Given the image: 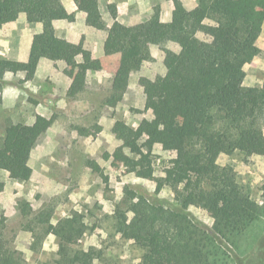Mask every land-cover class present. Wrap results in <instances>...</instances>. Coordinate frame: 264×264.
I'll return each instance as SVG.
<instances>
[{
	"label": "trees",
	"instance_id": "16d2710c",
	"mask_svg": "<svg viewBox=\"0 0 264 264\" xmlns=\"http://www.w3.org/2000/svg\"><path fill=\"white\" fill-rule=\"evenodd\" d=\"M78 8L86 10L94 26H101L98 0H75ZM174 15L186 20L212 19L216 30L210 39L180 32L171 22L161 19V6L154 5L152 15L133 25L116 24L107 30L104 52L119 54L111 92L105 99L116 106L123 98L131 74L150 58V43H157L164 52L165 74L149 79L144 86L145 108L155 112V118L142 119L137 126L128 127L114 158L135 171L150 166L157 143L175 150L174 163L184 164L188 174L175 172L169 185L177 206L165 204L158 194L161 182L148 197L124 186V207L115 210L116 230L138 239L145 252L143 264H238L228 245H237L246 232L264 220L263 199L257 201L237 180L235 167L218 162L221 154L244 152L264 155V134L256 125L264 123V78L261 85H246L241 70L254 55L264 53L256 44L262 32L264 0H252L231 20L215 13L213 0H198L193 9H186L180 0H173ZM26 13L30 22H41L42 31L35 33L24 80H32L41 58H56L67 64L76 63L84 42L70 43L56 33L54 20L65 19L69 13L62 0H0V27ZM114 16L115 13L113 12ZM181 40L182 53L167 46ZM23 66L17 59L0 57V91L8 84L7 73H17ZM99 58L82 62L68 89L75 96L86 86L87 72L100 70ZM54 121L37 114L32 123L9 122L0 147V169L17 181L26 180L32 172L29 165L32 150ZM89 133L88 128H83ZM101 125L96 124V131ZM96 171L101 166L87 160ZM3 184L0 183V190ZM204 202L213 213V225L208 228L195 219L183 206L189 200ZM138 204L132 218L128 212ZM21 213L34 215L26 227L41 226L46 233L59 238V263L95 264L100 253L95 249L72 247L83 236L84 222L79 215L52 222L53 208L34 213L31 204L19 200ZM33 224V225H32ZM41 235V234H40ZM36 234L37 241H42ZM259 235V234H258ZM239 247V246H236ZM4 246L0 244V260ZM264 264V251L258 259Z\"/></svg>",
	"mask_w": 264,
	"mask_h": 264
},
{
	"label": "rangeland",
	"instance_id": "374dc122",
	"mask_svg": "<svg viewBox=\"0 0 264 264\" xmlns=\"http://www.w3.org/2000/svg\"><path fill=\"white\" fill-rule=\"evenodd\" d=\"M251 1L213 0L211 6L215 13L231 21ZM180 3L188 9L183 0ZM152 4V9L154 5L161 6L160 0H152ZM99 8L102 18L98 29L107 31L116 24L128 25L119 18L115 3L103 0ZM174 10L175 4L173 15ZM165 17H169V14ZM260 18L263 21L262 32L256 38V44L263 49L264 13ZM90 19L93 23V19ZM171 23L180 32L187 31L189 35L204 39H210L216 30V23L209 18L199 22L174 15ZM181 43L178 38L168 42L167 46L182 53ZM151 44L159 46L157 43H150L149 46ZM160 54H163L161 48L155 49L154 55L150 50V58L131 74L127 91L113 107L104 102L111 92L118 54L106 56L103 69L89 70L92 73L88 75L87 72L85 89L75 96L68 95L61 84H35L42 92L50 89L56 94H50L51 101H47L45 93H33L25 85L27 80L24 77L7 78L8 84L17 85L22 94L16 101H11L0 93V147L9 122L32 123L39 113L53 116L54 121L32 150L29 160L32 172L26 180L17 181L10 177L9 172L0 169V183L3 184L0 190V244L4 246L0 264H61L59 238L53 233L44 232L41 226H36L34 230L28 229V220L34 215L25 217L19 208V200L28 201L34 213L53 208L54 224L65 217L79 215L84 222L85 232L72 247L95 249L100 253L95 264H143L145 252L138 239L130 236L129 229H126L125 234L116 230L115 210L118 205L124 207V186L129 185L151 197L161 182L159 198L163 203L175 207L174 191L169 185L174 171L170 170L176 165L175 172L188 174L189 170L182 163L175 164V150L162 143L155 145L151 165L135 171H127L113 153L122 144L123 133L128 127L137 126L144 118L153 119L156 116L154 110L145 108L144 86L149 79L166 72ZM241 77L246 85H261L264 78L263 52L254 55L244 65ZM42 98L47 105L39 103L38 100ZM96 124L101 125L100 131H96ZM83 128H88L89 133H85ZM256 131L264 134V123L256 125ZM88 159L96 160L101 169L93 170L87 163ZM218 162L222 165L232 164L237 171V180L250 191L254 199L262 201L264 155L237 151L232 155L221 154ZM134 204L128 212L129 218L138 209L136 201ZM183 206L206 227L213 225V213L204 202L189 199ZM36 234H41L42 241L34 243ZM228 247L238 264H258L259 256L264 251V220L250 228L237 245Z\"/></svg>",
	"mask_w": 264,
	"mask_h": 264
},
{
	"label": "crops",
	"instance_id": "0c3cea01",
	"mask_svg": "<svg viewBox=\"0 0 264 264\" xmlns=\"http://www.w3.org/2000/svg\"><path fill=\"white\" fill-rule=\"evenodd\" d=\"M102 6L103 0H98ZM107 3H115L119 12L121 21L128 25L140 23L149 18L152 14V0H106ZM65 5L69 17L65 19L54 20L56 33L60 37L66 38L70 43H79L83 40V50L77 56L76 63L69 65L64 60L56 58L43 57L40 59L35 77L32 80H27L25 85L33 92L47 96L46 100L51 101L50 94L53 90L42 92L35 84L41 82L44 84H61L68 92L70 85L73 82L74 76L79 65L89 60L90 58H99L104 65V58L107 55L104 52V43L107 37L105 29H98L92 23L86 10L78 8L75 0H62ZM161 3V19L164 22H173V2L172 0H160ZM184 5L188 9L196 7L197 0H183ZM169 17H165L166 14ZM111 26V24L109 25ZM41 22H30L26 13H20L18 17L10 22H6L0 27V57L17 59L23 66L20 67L17 73H7L6 79L11 77L23 78L26 71V63L28 62L30 50L35 33L42 31ZM160 50L159 46L151 44L150 50L154 55V51ZM176 52L178 50L173 49ZM117 55V54H111ZM119 55V54H118ZM164 60V52L160 54ZM103 69V68H102ZM117 69V68H116ZM116 72V71H115ZM92 72H88V75ZM98 71L96 75H98ZM115 74V73H114ZM113 74V77H114ZM165 74V73H162ZM263 82V81H262ZM262 84V83H261ZM5 99L16 101L20 98L22 90L15 84H8L0 91ZM40 104L47 105L43 102V98L38 100ZM43 114L44 113H40ZM34 121V120H33ZM32 121V122H33Z\"/></svg>",
	"mask_w": 264,
	"mask_h": 264
}]
</instances>
